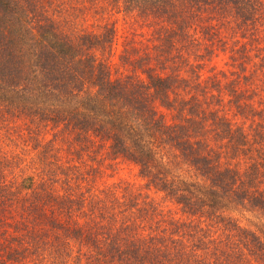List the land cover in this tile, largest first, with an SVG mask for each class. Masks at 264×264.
Listing matches in <instances>:
<instances>
[{
  "label": "trees",
  "instance_id": "16d2710c",
  "mask_svg": "<svg viewBox=\"0 0 264 264\" xmlns=\"http://www.w3.org/2000/svg\"><path fill=\"white\" fill-rule=\"evenodd\" d=\"M52 1L0 0V227L14 242L0 243V264L26 263L29 247L58 264H264V137L225 109L262 114L264 0H108L154 35L151 52L120 43L115 63L111 23L80 25L85 14ZM185 42L202 46L194 62L170 52ZM214 47L232 69L201 77ZM102 149L142 182L93 187ZM161 150L195 179L172 174Z\"/></svg>",
  "mask_w": 264,
  "mask_h": 264
},
{
  "label": "rangeland",
  "instance_id": "374dc122",
  "mask_svg": "<svg viewBox=\"0 0 264 264\" xmlns=\"http://www.w3.org/2000/svg\"><path fill=\"white\" fill-rule=\"evenodd\" d=\"M54 4H58L59 7L66 8L68 7L69 11L73 13L78 14H85V20H82L80 22V25H85L86 27H89L91 22L98 23L101 19L106 20V22L111 23L115 30V39L113 41V53L108 58L110 59L111 63H115L113 60L116 59V54L118 50L120 49V43H130V45H133L134 47L139 48H146L151 52V45L153 33H152V27L148 25L146 22H141L135 19H132L131 17H127L121 13L118 6H111L108 2V0H53ZM99 11L101 13H97L96 11ZM77 18H79L77 16ZM80 20V19H77ZM89 23V26L87 25ZM90 28H92L90 26ZM258 42V41H257ZM261 42H264V38L261 40ZM264 46V43H261ZM150 47V48H149ZM176 48L171 50L170 52L175 54H181L183 57H189L191 62H194L195 53L197 54V51H200L201 53V47L198 46V48H195L194 46L185 43H182L181 45L175 46ZM264 49V47H263ZM157 50L152 51L153 55H157ZM185 55V56H184ZM203 60V63L200 66L199 72L201 73V77H208V75H212L213 77L219 78L221 77L222 73L225 72L226 75H229V70L232 69L231 61L228 58V52L227 48L217 49L214 47L213 50H210V53H206ZM172 68H176V61L172 62L171 64ZM178 68V67H177ZM186 68V67H185ZM258 82L256 80V76L254 75L251 80V86H255V83ZM261 88V87H260ZM262 91H260L257 96L253 97V103L255 105V109L262 111V114L260 118H258L256 115L251 117L248 116H240L233 112L231 109L225 108L227 110V113L230 115L231 121L236 124L237 126H241L242 129H244L250 137H253L255 133V128H257L258 132L262 135H257L258 137H264V87L261 88ZM255 91V89H254ZM256 97V98H255ZM256 99V102H255ZM261 107V108H256ZM164 114L166 117H168V113L164 110ZM17 120H13L12 124L14 126H17L19 123ZM0 133H2V130H0ZM50 132L47 131L43 133L42 138L46 139L49 138ZM255 139V138H254ZM16 142L18 140L16 139ZM263 147H264V141H263ZM4 143L0 142V149H5ZM95 160L102 161L100 167L93 172L94 178L92 179V186L93 187H103L106 184L114 183V182H122L126 181L128 183L138 184L142 181L139 180L137 176L136 168L133 164H131L128 161H125L121 158L116 159H109L108 156L104 155V149L98 153V155L94 154ZM157 157L161 158L163 162H166L167 167L169 168V171L177 175L181 178H187L190 177V179H195L192 176L191 169H188L187 166H185L184 163H176L174 164L171 161L177 160L175 153L172 150H161V154H157ZM220 160L225 161V158L223 154H220ZM229 163H232L234 165H238L237 160L234 158H231L230 161H226ZM93 165L96 166L97 163L93 162ZM94 180V181H93ZM150 194L154 197L155 202H159L160 206H163L165 209L170 208L174 211L175 207L174 205L169 202L168 200L162 198L160 193H156L154 191H150ZM159 198V199H158ZM229 215L234 218L236 221L239 222V224H243L246 226H255L258 227L261 224L262 219L260 216L257 215V213H251V212H245L242 209H231L227 211ZM3 214H0V225H4L3 221ZM3 228L0 227V243L1 245H6V248L9 249L8 243H11L14 245V242H10L5 235H7V230L1 231ZM24 239V238H23ZM45 247H48V243L46 245H42ZM26 256V263H18V264H58V263H50L49 259L38 257L33 253L30 252V247L27 251H25ZM67 256V255H66ZM29 258H36V262L33 261H27ZM70 258V256L68 257ZM66 259V258H65Z\"/></svg>",
  "mask_w": 264,
  "mask_h": 264
}]
</instances>
